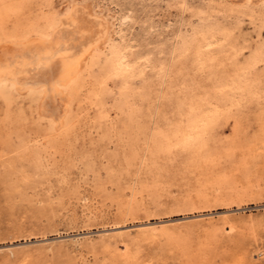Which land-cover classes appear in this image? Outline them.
I'll use <instances>...</instances> for the list:
<instances>
[{
    "label": "rangeland",
    "instance_id": "1",
    "mask_svg": "<svg viewBox=\"0 0 264 264\" xmlns=\"http://www.w3.org/2000/svg\"><path fill=\"white\" fill-rule=\"evenodd\" d=\"M0 264H264V0H0Z\"/></svg>",
    "mask_w": 264,
    "mask_h": 264
},
{
    "label": "bare ground",
    "instance_id": "2",
    "mask_svg": "<svg viewBox=\"0 0 264 264\" xmlns=\"http://www.w3.org/2000/svg\"><path fill=\"white\" fill-rule=\"evenodd\" d=\"M209 43V42H208ZM211 44V43H210ZM209 45V44H208ZM207 46V45H206ZM125 54V53H124ZM124 54H121L120 57H119V62H118V65L116 66V68L119 66V67H123L124 66V63H126L124 60L126 58V56ZM128 64V63H127ZM126 65V64H125ZM127 66V65H126ZM129 68V66H128ZM126 67V69H128ZM121 69V68H120ZM119 70V69H118ZM120 71V70H119ZM124 71V70H123Z\"/></svg>",
    "mask_w": 264,
    "mask_h": 264
}]
</instances>
